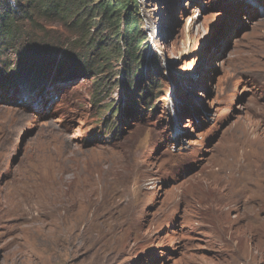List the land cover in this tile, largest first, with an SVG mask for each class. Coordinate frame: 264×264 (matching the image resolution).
Wrapping results in <instances>:
<instances>
[{
    "label": "rangeland",
    "instance_id": "374dc122",
    "mask_svg": "<svg viewBox=\"0 0 264 264\" xmlns=\"http://www.w3.org/2000/svg\"><path fill=\"white\" fill-rule=\"evenodd\" d=\"M125 1L118 33L101 13L79 27L32 8L14 18L27 34L0 38V192L27 172L75 201L57 209V232L36 226L46 244L57 235L48 252L31 251L40 239L22 216L0 220V264H264L257 187L258 209L245 197L229 210L239 250L194 191L248 155L261 166L264 0Z\"/></svg>",
    "mask_w": 264,
    "mask_h": 264
},
{
    "label": "bare ground",
    "instance_id": "6f19581e",
    "mask_svg": "<svg viewBox=\"0 0 264 264\" xmlns=\"http://www.w3.org/2000/svg\"><path fill=\"white\" fill-rule=\"evenodd\" d=\"M192 20H190L189 22H191ZM259 50L260 52L258 53L262 55L264 52V48L260 47ZM22 103H25V102L22 101ZM41 105H42V102H41ZM20 116L21 117L18 119V121L22 123H25L23 121H25L26 118L29 117L28 115L27 117L23 114H21ZM6 121H8V119ZM6 123H8L9 125V122H6ZM260 148L261 146H259L258 150H260ZM241 159H240L241 160L240 162H243L244 165H241L242 163H238L236 168L235 166H233V168L229 170L227 174L231 173L230 175L226 174L220 178L216 177L215 179L216 184L214 188L211 189L209 186L210 189H206L204 192L203 188L200 186L201 183H198L196 189L194 190L198 195L201 194L205 200L207 199L206 195L210 194L209 197H211V200H213L212 201L213 204L215 203L214 206L211 205V208L214 213V215L212 216V220H213L212 225L214 227L216 226L217 231H219L218 233L220 236L222 235L223 238L225 237L230 242H232L233 238H232V235L227 234V229L232 224L233 219L229 215V210L237 206L238 202L245 197H246V200H245L246 206L247 204L252 203L253 208L258 209V206L260 205L259 201L262 200V198L259 199L257 197H253V193H251V195L247 194L250 185L257 187L258 190L254 191L255 195L259 191L261 192V195L264 196V186H263L264 153L261 152V154L258 153L256 155L255 161L261 165L259 169L257 170H254L252 168V165H250L251 159L249 155L247 158H241ZM3 168H4V162L1 161L0 170ZM238 178H241V182H237ZM54 186L55 184L47 186L46 184H44V182H42V184L41 183L37 184L36 179L33 178L32 176H29V173L26 172L25 174L23 173V176L16 179L14 183L10 184V187L7 188L8 191L5 194L0 192V220L3 221L11 217L22 216L25 219L24 223L26 224V228L32 230L33 237L40 239L39 244L37 245L30 244L29 248H31L32 252L42 251V250H46V252H48L52 248L57 249V246H56L57 235L53 234L52 236H56V239L46 244L47 241H43V240L46 238H49L50 235L48 233H45L42 230H37L36 226L43 227V226H46L47 224L53 225L54 231L57 232V212H58L57 209L60 207H62V209H73V206L75 205L74 199H69V197L68 198L65 197L66 196L65 194H68L67 193L68 189H66L63 193L58 188H57L58 190H55ZM240 186H243L242 189L239 188ZM197 189L199 190V192ZM43 190L45 191L47 190L49 192L48 196L42 192ZM74 198H76V195L74 196ZM60 199L61 201H59ZM247 209L250 210L251 208L246 207V210ZM71 211L72 210H68L66 214L64 213V216H65V219L63 221L64 224L59 226L62 230L65 229L64 231L65 233L70 231V229L72 228V227L67 226L69 222L73 221L71 219V215H72L70 214ZM68 212L70 213L68 214ZM256 216H254L256 219H253V221L251 220L252 222H255L257 219H259ZM254 224H251V225H254ZM248 227H250V223L243 230L244 239L246 238L245 235H247L249 231ZM230 244L232 246L234 245V248L236 250L237 249L239 250L242 248L245 249V247L240 246L238 242H234V243L232 242Z\"/></svg>",
    "mask_w": 264,
    "mask_h": 264
},
{
    "label": "trees",
    "instance_id": "16d2710c",
    "mask_svg": "<svg viewBox=\"0 0 264 264\" xmlns=\"http://www.w3.org/2000/svg\"><path fill=\"white\" fill-rule=\"evenodd\" d=\"M10 2H0V38L3 37L4 39H7L8 43L15 42L18 40V36L23 37V34H27L22 30L21 24L19 25L18 22H14V18L17 14L20 15L22 12L25 19L32 20L30 16L31 12H33L32 8L38 9L43 15L53 17L59 16L63 19L72 18L71 20L73 24L79 27H83L88 20L94 19L95 16H97V13H101L102 18L104 17L107 23H109L108 26L111 28L115 27L117 29L116 32L118 33V31H120V24L119 16L117 14L124 11L129 5L125 0H10ZM20 7H22V10L19 9ZM24 7L30 12L29 14L23 11ZM90 14H92V17L88 18ZM81 15H83V17H81ZM126 16L127 22L125 23L127 33L131 34L130 37L133 38V41L141 42L139 43V46H141L144 38L138 40L134 38L138 35L136 33V21L132 20L129 22V10ZM29 35L33 37V31L32 33H29ZM123 37L124 36L121 35L120 39L124 40ZM103 47H106V45ZM103 47H101L102 52H107L106 50H103ZM28 61L34 63L35 58H32L30 55Z\"/></svg>",
    "mask_w": 264,
    "mask_h": 264
},
{
    "label": "water",
    "instance_id": "95a60500",
    "mask_svg": "<svg viewBox=\"0 0 264 264\" xmlns=\"http://www.w3.org/2000/svg\"><path fill=\"white\" fill-rule=\"evenodd\" d=\"M22 28V27H21ZM26 27H23L22 30H26ZM43 42H50V38L44 39V38H40Z\"/></svg>",
    "mask_w": 264,
    "mask_h": 264
}]
</instances>
